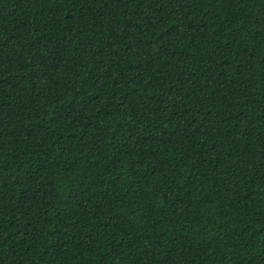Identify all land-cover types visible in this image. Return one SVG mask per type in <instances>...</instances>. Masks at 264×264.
I'll use <instances>...</instances> for the list:
<instances>
[{"label": "trees", "instance_id": "trees-1", "mask_svg": "<svg viewBox=\"0 0 264 264\" xmlns=\"http://www.w3.org/2000/svg\"><path fill=\"white\" fill-rule=\"evenodd\" d=\"M0 264H264V0H0Z\"/></svg>", "mask_w": 264, "mask_h": 264}]
</instances>
